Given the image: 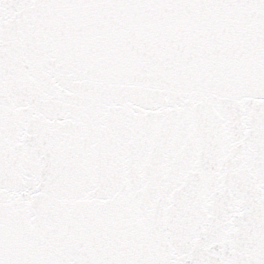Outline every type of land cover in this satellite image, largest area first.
<instances>
[{"label":"snow or ice","instance_id":"1","mask_svg":"<svg viewBox=\"0 0 264 264\" xmlns=\"http://www.w3.org/2000/svg\"><path fill=\"white\" fill-rule=\"evenodd\" d=\"M0 264H264V0H0Z\"/></svg>","mask_w":264,"mask_h":264}]
</instances>
